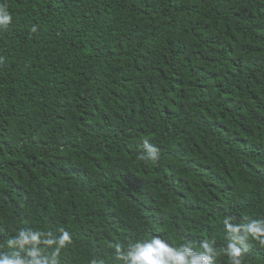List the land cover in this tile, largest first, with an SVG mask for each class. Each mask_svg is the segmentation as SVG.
<instances>
[{
    "label": "trees",
    "instance_id": "16d2710c",
    "mask_svg": "<svg viewBox=\"0 0 264 264\" xmlns=\"http://www.w3.org/2000/svg\"><path fill=\"white\" fill-rule=\"evenodd\" d=\"M0 7V255L25 229L68 232L59 264H124L117 245L154 237L231 264L224 221L264 220V0Z\"/></svg>",
    "mask_w": 264,
    "mask_h": 264
},
{
    "label": "clouds",
    "instance_id": "9594fccd",
    "mask_svg": "<svg viewBox=\"0 0 264 264\" xmlns=\"http://www.w3.org/2000/svg\"><path fill=\"white\" fill-rule=\"evenodd\" d=\"M12 16L6 7H0V28L11 23ZM35 31V27L32 29ZM140 159L158 162L159 149L145 140ZM230 240L226 252L231 258V264H242L240 259L242 249L237 244L247 249V234L257 238L264 236V220H256L247 226L233 225L230 220L224 221ZM244 233V234H242ZM44 238L43 241L41 238ZM70 240L68 232H62L59 237L44 231H32L21 229L17 235L7 241L9 248H17L11 255H0V264H59V249L63 248ZM264 243V240L261 241ZM56 245V250L51 256L45 255L39 245ZM203 252L196 253L190 246L183 245L180 248L171 247L168 242L160 237L130 244L127 249L116 246V254L124 264H211L214 248L207 242L203 243Z\"/></svg>",
    "mask_w": 264,
    "mask_h": 264
}]
</instances>
